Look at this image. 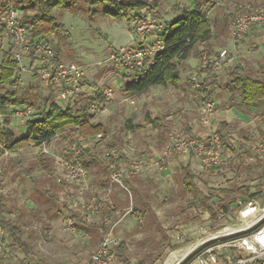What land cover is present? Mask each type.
Listing matches in <instances>:
<instances>
[{
  "label": "rangeland",
  "instance_id": "374dc122",
  "mask_svg": "<svg viewBox=\"0 0 264 264\" xmlns=\"http://www.w3.org/2000/svg\"><path fill=\"white\" fill-rule=\"evenodd\" d=\"M7 1L9 7L16 6V0ZM149 1L157 6V11L145 9L141 14L158 23L171 21L181 9L194 5H201L212 21V51L228 50L227 61L213 71L216 86L212 98L204 101L199 88L191 84L194 78L200 84L203 81L200 55L180 62L184 87L152 86L139 95L126 90L127 78H134V70L101 64L122 46L148 44L154 39L152 33L134 34L137 12L132 13L133 20L129 22L105 16L99 5L82 0L70 8L53 9V15L65 28L48 41L58 49L61 60L78 63L85 72L80 95L66 104L59 99L58 102L74 109L85 105L93 115L90 122L103 124L107 130L99 137L68 130L43 146L32 145L0 156V204L7 210L4 218L18 224L25 239L33 245V252L26 255L12 244L6 232L0 248V264H88L103 240L104 230L111 227L114 237L128 243L131 264H166L173 254L180 259L208 236L228 225L239 224L241 209L232 208L239 199L254 198L264 207V155L251 149L264 139V101L245 104L239 91L227 88L230 75L236 69L257 76L264 73V28L254 29L241 39H234L230 34L235 16L249 6L264 5V0ZM12 48L9 37L0 36V63L5 53H12ZM24 65L28 66V62ZM17 71L19 85L0 87V96L14 91L20 100L33 107L35 117L44 108L50 83L32 70ZM53 86L59 95L60 83L54 81ZM107 88L113 90L110 99L103 96ZM97 97H102L103 103L93 110L91 100ZM208 101H213L215 107L205 113ZM18 106H0V119L16 128V137L20 135L17 128L25 131L26 123L15 116L14 108ZM153 119L159 123L151 122ZM222 122L228 123L227 147L223 145L222 153L226 162L222 166L205 167L194 155L166 154L170 134L190 135V129L191 135L204 136L214 130L219 132ZM81 136L86 139L82 140ZM111 147L124 149L127 162L138 159L152 162L147 168L160 173L159 184L154 183L153 192L152 187L149 190L161 228L153 219L132 213V192L120 186L113 187L111 193L107 191L110 170L105 153ZM74 148L80 149V153L82 149L90 151L88 175L83 180L69 179L60 164L63 157L77 159L80 153L75 157ZM186 165L195 175L198 193L185 187L182 168ZM125 182L129 181L125 179ZM253 193L258 194L251 197ZM93 196L99 198L101 213L98 215L83 207ZM117 198L121 199L118 206H103L109 199ZM208 204L215 206V216L211 215ZM223 204L229 205V212L222 209ZM68 209L80 213L98 229L87 232L78 227L76 234L65 231ZM112 211V226H106L103 218ZM113 264L123 263L116 259Z\"/></svg>",
  "mask_w": 264,
  "mask_h": 264
},
{
  "label": "trees",
  "instance_id": "16d2710c",
  "mask_svg": "<svg viewBox=\"0 0 264 264\" xmlns=\"http://www.w3.org/2000/svg\"><path fill=\"white\" fill-rule=\"evenodd\" d=\"M82 1L93 6L99 5L105 16L126 19L129 22L133 20V12H137L134 16L137 19L142 16L141 12L145 9L153 12L157 11V6L149 0ZM15 4V8L20 9L23 13V20L28 26L31 38L37 41L48 40L52 36L59 35L64 30L65 25L53 15V9L73 7L78 4V0H16ZM9 8L7 0H0V36L5 34L4 17ZM92 12L95 13L93 10ZM179 13L173 20L164 22V28L161 32L164 38V49L156 54L151 64H148L147 60L142 68L134 70V78L126 87L129 94L139 95L152 86L178 87L182 80L179 68L180 62L189 59L193 55L202 56L203 51L206 49H209L211 53L213 52L210 47L213 24L201 5L181 9ZM55 51L57 57H59L56 47ZM18 66V62L13 60L10 51L4 54L0 63V87L10 84L12 88H16L19 85L17 79ZM213 71L212 66L207 69L201 66L200 69L203 81L198 91L204 101L211 99L214 94L216 75ZM191 84L195 86V81L192 80ZM53 85L54 81H51L49 94L44 100L43 110L37 113L35 117L32 113L26 121L25 132L22 137H16L14 129L8 125V122L0 120V156L6 152H17L32 145L43 146L68 130L89 137L106 132L107 129L103 124L90 122L93 115L88 113V108L85 105L80 106L78 109H74L70 105L61 106L58 102L56 88ZM227 88L239 91L245 104L255 105L264 101V73L257 76L250 73H241L236 69L230 75ZM91 101L98 104L103 103L102 97H97ZM22 104H26L25 100H20L14 91H8L0 96V106L2 108L7 105L17 106ZM151 122L159 123L157 119H153ZM227 130L228 123L222 122L219 132L225 147H227ZM188 134L191 135L190 129H188ZM89 156L90 151L88 149H82L77 156V161L87 169L90 162V159H87ZM182 172L185 187L194 193H198L199 188L194 182L195 175L190 166H184ZM257 194L253 193L250 196L255 197ZM207 200L210 201V199ZM132 201L134 208L132 213L134 215L149 217L156 221L158 227L161 228L156 212L150 203L146 201L142 191L134 189ZM221 207L226 213L230 210L228 204H223ZM208 209L211 215H216L217 211L214 205L208 204ZM6 211L4 206L0 204V223L6 227L12 244L24 254L30 255L33 252V245L25 239L24 231L18 224L5 220ZM67 215L71 216L82 230L89 232L98 229L97 225L88 223L83 215L74 210L68 209ZM128 250V243L121 241L115 251L118 261L123 264H131L127 256Z\"/></svg>",
  "mask_w": 264,
  "mask_h": 264
},
{
  "label": "built area",
  "instance_id": "2783aa9c",
  "mask_svg": "<svg viewBox=\"0 0 264 264\" xmlns=\"http://www.w3.org/2000/svg\"><path fill=\"white\" fill-rule=\"evenodd\" d=\"M4 22L5 34L13 46L12 58L18 62L17 69L20 72L32 70L45 82L56 81L60 83L61 89L58 99L61 103L66 104L80 95L83 91L82 82L85 77L84 68L81 65L74 62L66 63L57 57L55 48L48 40L34 41L29 34L28 26L23 20V13L20 9L10 7L5 14ZM163 28L164 23H158L147 16L138 17L134 21V34H154L151 43L122 46L111 53L110 57L101 64L122 66L130 70L142 68L147 60L148 64H151L156 54L164 49V38L161 35ZM230 28L231 36L234 39H241L254 29L264 28V5L249 6L237 14L232 20ZM227 59V49H219L212 53L209 50H204L201 56V66L204 69L209 66L220 69ZM25 62H28V66L24 65ZM193 80L195 86L199 88L198 78ZM103 96L105 99H110L113 96V90L111 88L105 89ZM99 106L98 103H93L92 109L96 110ZM214 107L215 103L208 101L204 107L205 113L212 112ZM14 111L15 116L23 118L26 122L33 113V107L29 104H22L14 108ZM204 122L208 124L207 119ZM80 138L86 139L85 136ZM251 149L259 155H264V139L253 144ZM73 150L76 157L80 153V149L74 148ZM166 150L168 155L172 153L186 156L194 155L200 159L203 166L209 168L222 166L226 162L222 154L223 141L217 130L204 136L174 132L169 136ZM105 156L109 161L110 170V182L107 189L109 193L115 186H120L128 191L125 179L141 173L152 165V162L140 159L127 162L125 150L119 147L109 148ZM60 164L71 180H83L88 175L87 169L75 158L63 157L60 159ZM83 207L93 215L101 213L97 196L91 197ZM232 208L234 210L241 209L242 221L239 224L228 225L206 239L250 228L264 218V207H261L254 198L239 199ZM113 215L114 211L103 218V223L106 226H112L111 216ZM240 217L237 216V218ZM64 229L72 234L79 232L78 226L71 216L67 218ZM112 229L113 227L104 230L103 240L92 253L88 264H113L115 262L117 259L115 251L120 240L114 237ZM6 232V227L0 223V248L4 245ZM185 256L180 259L176 258L174 264H178ZM187 264H264V222L248 234L206 247Z\"/></svg>",
  "mask_w": 264,
  "mask_h": 264
},
{
  "label": "crops",
  "instance_id": "0c3cea01",
  "mask_svg": "<svg viewBox=\"0 0 264 264\" xmlns=\"http://www.w3.org/2000/svg\"><path fill=\"white\" fill-rule=\"evenodd\" d=\"M230 32H231V28H230ZM127 79H128L129 82H131L133 80L132 77L131 78L128 77ZM183 83H184V80H181V83H180V85L177 88H180V86ZM182 87H184V86L182 85ZM17 129L19 130V134H20L19 137H22L24 135V132L25 131H22V128H17ZM14 131H15V134L17 135L16 128H14ZM199 134L204 135V134H202V132H200ZM59 136H60V134L57 137H59ZM159 175H160V173L158 174L155 169L147 168L144 171H142L140 173V175H138L137 178H134V177L127 178L126 180L129 181L128 184H127V182H125V184H126V186L128 188V192L129 193L132 192V195H133V190L134 189H138V190L142 191V193L144 194V197H145L146 201L150 203L151 207L156 212L157 216H158V212L155 210V208L153 207V205L151 203V195H150L149 188L152 187L151 188V192H153L154 183L155 184H159V182H160L159 181L160 180ZM136 179L139 180V181L136 182L135 181ZM156 189L157 188H154V190H156ZM132 199H133V196H132ZM120 203H121V199L120 198H117V200L116 199H109L108 200V203L107 204H103V206L109 207V205H111V207L114 208L115 206H118ZM132 203H133V201H132ZM101 232L103 233V229L102 228H101Z\"/></svg>",
  "mask_w": 264,
  "mask_h": 264
},
{
  "label": "water",
  "instance_id": "95a60500",
  "mask_svg": "<svg viewBox=\"0 0 264 264\" xmlns=\"http://www.w3.org/2000/svg\"><path fill=\"white\" fill-rule=\"evenodd\" d=\"M264 222V218L258 222L256 225L247 228L238 230L232 233L224 234V235H218L215 237L208 238L201 243H199L196 247H194L178 264H187L189 261H191L197 254H199L202 250H204L206 247L211 246L213 244L223 242L232 238H236L239 236H243L245 234H248L252 230L256 229L258 226H260Z\"/></svg>",
  "mask_w": 264,
  "mask_h": 264
},
{
  "label": "bare ground",
  "instance_id": "6f19581e",
  "mask_svg": "<svg viewBox=\"0 0 264 264\" xmlns=\"http://www.w3.org/2000/svg\"><path fill=\"white\" fill-rule=\"evenodd\" d=\"M188 252V251H187ZM175 253V252H174ZM177 253V252H176ZM176 256L177 255H175V254H173L172 256H171V258L166 262V264H174V261H175V259H176Z\"/></svg>",
  "mask_w": 264,
  "mask_h": 264
}]
</instances>
